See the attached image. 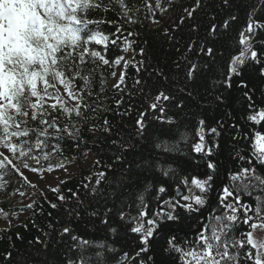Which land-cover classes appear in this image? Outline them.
Wrapping results in <instances>:
<instances>
[{
	"label": "snow or ice",
	"instance_id": "6c2138e0",
	"mask_svg": "<svg viewBox=\"0 0 264 264\" xmlns=\"http://www.w3.org/2000/svg\"><path fill=\"white\" fill-rule=\"evenodd\" d=\"M211 2L181 6L176 24L188 25L187 39L163 30L176 53L169 67L151 63L145 47L136 51L133 26L149 17L159 24L158 14L175 8V0H0V192L12 195L19 191L15 181L27 180L13 160L32 173L66 171L58 159L65 146L87 147L86 137L97 140V133L109 138L110 152L109 162H94L99 170L85 177L83 196L51 189L60 204L49 201V207L62 206L67 219H49L43 228L33 221L40 235L28 243L39 247L20 255L11 244L4 264H264V133L237 128L229 153L235 166L224 169L214 156L227 125L199 116L191 150L206 171L192 174L177 163L187 150L180 145L192 139L183 99L193 98L191 86L206 79L211 88H231L249 65L264 77V0H250L237 37L233 0L210 11ZM110 49L121 54L109 58ZM130 50L134 56L125 59ZM121 64L113 85L119 98L110 97L103 69ZM241 84L244 97L254 99L247 82ZM248 107L246 120L264 123V109ZM109 114L132 120L131 127L117 126ZM25 207L43 211L36 202ZM181 210L197 214L196 224L183 240L169 236L167 259L159 260L155 238L180 220ZM85 213L104 226L102 238L76 231L74 222ZM10 214L0 206V218ZM121 231L138 238L134 251L117 247Z\"/></svg>",
	"mask_w": 264,
	"mask_h": 264
},
{
	"label": "trees",
	"instance_id": "16d2710c",
	"mask_svg": "<svg viewBox=\"0 0 264 264\" xmlns=\"http://www.w3.org/2000/svg\"><path fill=\"white\" fill-rule=\"evenodd\" d=\"M250 0H233V11L239 14L240 20L235 25V31L232 33V37H237L239 28L243 25L246 19L247 5ZM176 7L170 8L164 14H158V19L160 23L151 24L152 18L148 19L142 18V23L133 26V30L139 33L136 38L135 48L138 52L140 47H145L151 63L159 62L161 65L167 63L171 67V59L175 57L173 42H170L164 35L163 30L165 28L172 29L171 35L179 40L181 38L187 39V28L188 25L177 27L176 21L182 15V7H189L194 4V0H175ZM220 4V0H212L211 10H215L216 6ZM222 18H227L228 11L220 13ZM203 13L198 14V19L202 18ZM147 40L148 43L145 44L144 41ZM238 49H230V53ZM118 50L110 49L109 58L120 55ZM133 51H128L123 54L125 59H131L134 56ZM227 55V54H226ZM116 66H105L103 69L104 76L106 78V88L107 94L110 97L119 98V94L113 89V86L109 84L112 75L111 73L115 71ZM134 69L129 68L128 70V83H131V77L134 75ZM99 78V77H98ZM246 81L251 89V93L254 95V99H259L260 104H254L253 100L246 99L244 97L245 88L242 84L235 87L237 82ZM262 84V96H264V77H261L258 71V67L254 65H249L244 68L243 75L236 77L232 81L231 88L215 89L211 88L206 79H199L195 85L191 86L194 93L193 98H188L184 96V102L186 108L184 112L186 113L184 117L185 124L188 125L191 133L192 139L188 145L181 144V148H186V152L183 155H177V163L185 172H190L192 174L203 173L206 171L204 167V161L202 158L197 156L191 150V144L196 142L195 139V128L197 117L205 116L208 122L215 124L216 121H221L222 123L230 124L227 126L226 131L223 133L221 139L222 147L218 150L214 159L224 169L233 168L235 166V161L230 159V145H231V135H234L237 128L241 129L245 133H249L250 129L259 130L264 133V123L257 126L252 122L246 120V116L250 114L249 104L253 106L251 111H259L264 109V104L261 103V97H259V88ZM217 96H221L222 99H216ZM232 113V114H231ZM109 119L117 126H123L127 124L131 127L132 120L109 114ZM234 122V125L231 123ZM97 140H93L90 137H86L87 147L81 145L80 148L72 147L71 144L65 146V155L58 158L62 163H70L72 161H80L85 153L93 154V162L87 168H80L78 172L69 178L61 181L57 187L61 189V194L65 196L69 195V190H77L81 192L83 196V190L81 189V184L86 182L85 177H90V175L98 171V166L94 164L96 160H100L101 164L109 162L110 152L107 147V141L109 138L103 136L101 133H97ZM242 143H244L242 141ZM14 189L27 190L31 188V185L23 178H19L15 181L13 185ZM13 195V194H12ZM12 195H7L0 192V199L4 202L3 208L9 210L10 212H23L24 217L20 222L11 225L8 228L0 227V264H4L3 254L11 250L10 245L14 244L15 248L19 250L20 255L27 254L29 252H34L35 247L29 246V241L33 240L35 237L40 235L37 227L33 226V221L40 228H43L48 223L49 219H61L66 220V216L63 212V207L54 210L49 207V201L53 203L60 204L57 200V194L52 192L51 189L42 191L33 199L32 202H36L37 205L42 206L43 211L41 212L39 208L35 209V214L33 210L27 209L26 207H20L15 205L9 199ZM86 200L88 197H84ZM91 210V209H89ZM52 212V217H48L47 213ZM11 215V214H10ZM9 216V215H8ZM180 220L177 222H169V224L162 226L164 230L160 235L156 236L155 242L153 244V251L159 260H165L167 257L163 254V248L166 246V240L171 235H176L178 239L183 240V233L187 232L190 227H194L196 224L197 214L187 213L183 210L180 211ZM27 225V227H25ZM76 231L86 237L91 238H102L104 236V226L99 223V220L88 216L86 213L82 215L79 221H75L73 225ZM20 233L23 237L22 240L16 239V234ZM10 238V239H9ZM115 243L120 251H134L139 244L138 238L135 234H130L125 231H121L116 237H114ZM120 253H117L119 255ZM16 255V253H14ZM115 259V257H113Z\"/></svg>",
	"mask_w": 264,
	"mask_h": 264
},
{
	"label": "rangeland",
	"instance_id": "374dc122",
	"mask_svg": "<svg viewBox=\"0 0 264 264\" xmlns=\"http://www.w3.org/2000/svg\"><path fill=\"white\" fill-rule=\"evenodd\" d=\"M151 2L154 4L155 0H151ZM151 24L154 25L155 23L152 21ZM122 68L123 64L116 66L115 72L117 76H112L109 82L111 86L117 83L118 76ZM93 158V154L88 152L83 155L80 161H72L67 164L63 163L67 169L66 171L64 169H55L51 172L44 171L43 173H32L31 171L23 169L19 161H16L18 162V166L21 168V171L24 173V176L27 177V180L32 187L27 190L15 192L9 200L17 206L25 207L29 203H32L33 199L38 195V193L48 189L56 188L61 181L76 174L80 168H87L93 162ZM53 163H56V161L54 160ZM33 185H35V187H33ZM19 193H24V195L21 196ZM23 217V212H15V215H9L6 219L0 218V227L8 228L11 225L20 222Z\"/></svg>",
	"mask_w": 264,
	"mask_h": 264
},
{
	"label": "water",
	"instance_id": "95a60500",
	"mask_svg": "<svg viewBox=\"0 0 264 264\" xmlns=\"http://www.w3.org/2000/svg\"><path fill=\"white\" fill-rule=\"evenodd\" d=\"M239 84H241V82H237V83L235 84V87H237ZM261 88H262V84L260 85L259 92H258L259 97L262 96ZM251 95L254 97V95H253L252 93H251ZM252 100H253V103H254V104H260L259 99H252ZM231 114H232V113H231ZM226 125L229 126L230 124H226ZM231 125H234V122H232ZM221 141H222V139H221ZM163 231H164V230H162L161 233H162Z\"/></svg>",
	"mask_w": 264,
	"mask_h": 264
}]
</instances>
